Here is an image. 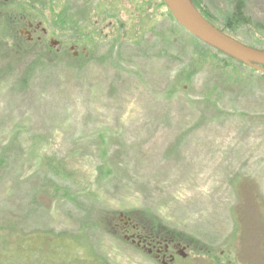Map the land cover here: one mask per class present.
Segmentation results:
<instances>
[{
    "label": "rangeland",
    "instance_id": "rangeland-1",
    "mask_svg": "<svg viewBox=\"0 0 264 264\" xmlns=\"http://www.w3.org/2000/svg\"><path fill=\"white\" fill-rule=\"evenodd\" d=\"M86 1L16 0L7 11L42 23V43L0 29V264H67L69 241L75 257L153 264L106 237L120 214L264 264V77L180 30L162 0ZM200 1L214 24L242 4L264 28V0ZM254 31L237 41L264 50Z\"/></svg>",
    "mask_w": 264,
    "mask_h": 264
},
{
    "label": "flooded vegetation",
    "instance_id": "flooded-vegetation-1",
    "mask_svg": "<svg viewBox=\"0 0 264 264\" xmlns=\"http://www.w3.org/2000/svg\"><path fill=\"white\" fill-rule=\"evenodd\" d=\"M16 0H0V24H22L20 26V35L27 38L28 43L33 42V36L41 32L42 37H38V43H42L47 32L42 28V23L29 21L26 14L7 11L8 8L14 5ZM88 4V0L86 1ZM61 19V18H60ZM66 19L60 20V26L65 30L73 31L79 34L80 29L75 28L79 22L66 24ZM76 30V31H75ZM80 37V36H79ZM79 37L71 39V44L68 48L74 61L79 60L81 55H87V47H83L79 51L82 41ZM64 43L66 41H63ZM61 40L52 43L51 48H55L56 52H63L65 44ZM112 231L107 232L108 237L114 244H126L134 248L137 252H141L153 264H231L224 260L228 259L224 252L220 255L216 254L215 250L201 246L191 237L185 236L183 232L168 230L161 225H154L147 219L144 220L136 215L127 214L119 215V218H112L109 223ZM87 256L89 252H86ZM81 257L87 262L93 264H104L92 257ZM248 264V263H246Z\"/></svg>",
    "mask_w": 264,
    "mask_h": 264
},
{
    "label": "water",
    "instance_id": "water-1",
    "mask_svg": "<svg viewBox=\"0 0 264 264\" xmlns=\"http://www.w3.org/2000/svg\"><path fill=\"white\" fill-rule=\"evenodd\" d=\"M162 2L175 22L188 34L234 61L264 74V51L246 46L212 26L198 12L191 0Z\"/></svg>",
    "mask_w": 264,
    "mask_h": 264
},
{
    "label": "trees",
    "instance_id": "trees-1",
    "mask_svg": "<svg viewBox=\"0 0 264 264\" xmlns=\"http://www.w3.org/2000/svg\"><path fill=\"white\" fill-rule=\"evenodd\" d=\"M192 3L194 4V6L196 7V9L198 10V12H200V14L204 17L205 20H207L212 26H214L215 28H217L218 30L224 32L226 35L234 38L235 40H239L238 37L236 36V33L242 28H252L254 29L255 33L258 34L259 38H258V43L262 44L263 43V38H264V28L259 26V25H254V24H249V19L246 18L244 16V12H243V6L242 4H238L235 8V10L232 12V15L226 19L223 24H214L208 15H206L205 13H203V9H202V5H201V1L200 0H191ZM161 4L165 7V5L161 2ZM17 13L15 12L14 15H16ZM168 14L170 16V19L172 21L175 22V20L172 18L170 12L168 11ZM176 23V22H175ZM22 24H0V29H5V36H4V40L7 42V45L9 44V42H11L12 45H18V47L21 48V35H20V26ZM180 30H182L184 33H186L187 35H189L192 39H194L196 42L201 43L199 40H197L196 38H194L193 36H191L190 34H188L185 30H183L177 23L175 24ZM240 42V41H239ZM27 44H29L28 42H26ZM242 43V42H241ZM205 46V45H204ZM251 48H256L254 46H250ZM206 48H209L210 50H212L209 46H205ZM31 49V47H30ZM30 49L29 51L26 53L24 50H22V52L24 54H29L30 53ZM258 49V48H257ZM215 50V49H214ZM261 51H264L263 49H258ZM216 55H221V56H225L224 54H222L221 52L215 50L214 52ZM11 54V53H10ZM227 57V56H225ZM229 58V57H228ZM231 61H234L233 59L229 58ZM239 63V62H238ZM241 66H245L243 64H240ZM247 67V66H245ZM249 68V67H248ZM251 69V68H250ZM253 70V69H252ZM255 71V70H254ZM263 77L264 74L260 73ZM41 236V235H39ZM44 237V236H43ZM48 236L44 237L45 240L48 239ZM63 238H60L58 240L55 241H62ZM51 241V238L48 239L47 242ZM46 243V241H45ZM72 242H66L64 243V245H62L59 249L60 251L63 250V252H67L65 255L69 257H66L65 259L68 261L67 264H71L70 260L72 258L76 259L78 263H82V262H86L87 260L81 258V257H75V253H72L73 246H72ZM58 250V249H57Z\"/></svg>",
    "mask_w": 264,
    "mask_h": 264
}]
</instances>
